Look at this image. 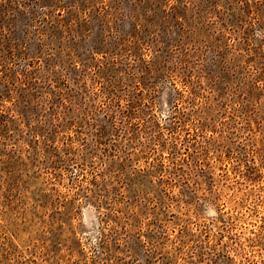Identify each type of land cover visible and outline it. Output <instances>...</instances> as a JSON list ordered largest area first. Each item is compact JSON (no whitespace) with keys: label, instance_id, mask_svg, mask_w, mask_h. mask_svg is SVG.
<instances>
[{"label":"rangeland","instance_id":"obj_1","mask_svg":"<svg viewBox=\"0 0 264 264\" xmlns=\"http://www.w3.org/2000/svg\"><path fill=\"white\" fill-rule=\"evenodd\" d=\"M0 264H264V0H0Z\"/></svg>","mask_w":264,"mask_h":264}]
</instances>
